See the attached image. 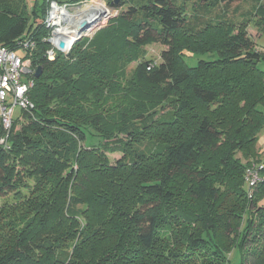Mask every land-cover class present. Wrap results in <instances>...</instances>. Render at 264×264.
<instances>
[{
	"label": "trees",
	"instance_id": "16d2710c",
	"mask_svg": "<svg viewBox=\"0 0 264 264\" xmlns=\"http://www.w3.org/2000/svg\"><path fill=\"white\" fill-rule=\"evenodd\" d=\"M36 1L0 0V46L34 41L25 58L41 68L34 108L0 145V198H15L0 205V264H230L234 249L264 264V182L246 190L264 165V51L248 20L197 15L239 0H132L53 59L51 3L87 0ZM151 43L166 46L156 66ZM187 54L214 59L191 67Z\"/></svg>",
	"mask_w": 264,
	"mask_h": 264
},
{
	"label": "rangeland",
	"instance_id": "374dc122",
	"mask_svg": "<svg viewBox=\"0 0 264 264\" xmlns=\"http://www.w3.org/2000/svg\"><path fill=\"white\" fill-rule=\"evenodd\" d=\"M28 7L31 8L35 3V0H26ZM45 0H37L36 7L39 8L41 4H43ZM264 2V0H262ZM133 4L132 0H87L84 1L82 4L77 6H70V5H60L59 6H65L67 10L70 13L64 12L65 20H69L70 22H73V25H75V20L78 19L80 23L84 20L89 22L90 25L98 22L97 29L100 28H106L109 24H111L114 20H118L120 18L121 14H125L128 12L129 8ZM196 5V4H195ZM257 1L255 0H239L236 3L229 4V5H220L217 7L214 11H211L210 13H203L202 11L198 12L197 15H201L200 17H206V18H215V17H223L227 19L228 21H232L235 24H239L245 20H248V26H247V32L253 39V41L256 43V49L259 51H264V27L262 25L263 19L261 17L257 16L255 14L256 8H257ZM191 6L192 4H189L188 11L192 13ZM96 7L98 9V12H89L87 11L85 16H81V11L90 9ZM194 9L197 8V6H193ZM194 12V13H196ZM92 13V14H91ZM66 14V15H65ZM140 15L137 16V18ZM105 17V20H104ZM102 19V20H101ZM78 22V21H77ZM79 23V24H80ZM261 23V24H260ZM95 30V31H96ZM95 31H92L90 33L87 31H84L82 35L87 34V37H92ZM142 50L145 52V59L150 60L152 63V66L159 65L162 61L161 53L162 51L166 50V46L161 45L159 43H151L148 45H145L142 47ZM188 56L185 58L186 63L193 67L196 66L197 63L200 60H212L214 59V56L211 55H200V56H193L190 57V54H187ZM138 61L131 62L127 68H126V76H130L132 74L133 69L137 66ZM264 68V66H262ZM18 128V127H17ZM91 131V130H90ZM87 133V142H90L91 144H96V146H99V143L101 141L100 138H98L95 134L93 136V132ZM121 136V135H120ZM123 137V136H121ZM89 143V144H90ZM98 144V145H97ZM258 148L260 149L262 153V157L264 158V129L261 131L258 141ZM107 156L110 160L111 164H116L121 158V153H107ZM262 163V162H261ZM257 176L261 179L256 183V185L249 187L248 184L246 185V190L249 196H252L254 192L257 191L258 186L261 184V182H264V170L260 171ZM29 184L32 185L33 181L28 180ZM28 191L23 189L22 193L25 194ZM15 202V198L13 195H10L6 198H0V205H3L5 203L13 204ZM260 204L264 206V197L261 200ZM240 254L237 249H234L231 254L229 255L230 264H240Z\"/></svg>",
	"mask_w": 264,
	"mask_h": 264
},
{
	"label": "built area",
	"instance_id": "2783aa9c",
	"mask_svg": "<svg viewBox=\"0 0 264 264\" xmlns=\"http://www.w3.org/2000/svg\"><path fill=\"white\" fill-rule=\"evenodd\" d=\"M64 12L70 13L65 6H59L58 3L52 2L45 16L44 22L51 30L47 39L51 49L46 52L49 59H53L57 51L67 53L75 43V38L78 37L77 26L80 21L76 19L75 25L72 26L73 22L65 20ZM97 26L98 22H95L89 25L85 31L91 33L97 29ZM86 35H82V37ZM71 36L73 38L69 42L68 38ZM62 42L65 43L63 49L60 48ZM18 45L20 49L17 51L0 46V129L2 131L0 145L2 146H7L9 132L18 114L22 111H31L34 108V104L28 97V92L34 86L35 71L31 67L30 59L25 57L33 54L35 43L28 39L18 42ZM262 170H264V165L247 171L249 187L256 185L261 180L257 174Z\"/></svg>",
	"mask_w": 264,
	"mask_h": 264
},
{
	"label": "water",
	"instance_id": "95a60500",
	"mask_svg": "<svg viewBox=\"0 0 264 264\" xmlns=\"http://www.w3.org/2000/svg\"><path fill=\"white\" fill-rule=\"evenodd\" d=\"M88 27H89V23L87 21H84V20L77 26L78 37L75 38V41L80 40L82 38L81 33L84 32ZM64 47H65V43L62 42L60 44V48L63 49ZM40 74H41V68H39V69L36 70L35 77L38 78L40 76Z\"/></svg>",
	"mask_w": 264,
	"mask_h": 264
},
{
	"label": "bare ground",
	"instance_id": "6f19581e",
	"mask_svg": "<svg viewBox=\"0 0 264 264\" xmlns=\"http://www.w3.org/2000/svg\"><path fill=\"white\" fill-rule=\"evenodd\" d=\"M87 11L96 13V12H98V9H96V7H93V8H90V9L88 8V9H86V10H83V11L80 12V14H82L81 16L84 17ZM91 14H92V13H91ZM65 15H66V14H65ZM90 21H92V20H91V19L89 20V22H88L89 25H90V23H91ZM72 38H73V36H71L70 38H68L69 42L72 40Z\"/></svg>",
	"mask_w": 264,
	"mask_h": 264
}]
</instances>
